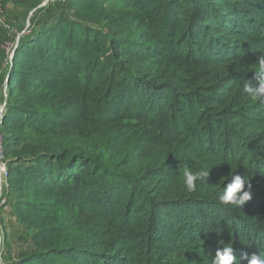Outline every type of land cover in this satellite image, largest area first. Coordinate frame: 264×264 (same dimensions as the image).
Wrapping results in <instances>:
<instances>
[{
  "label": "trees",
  "instance_id": "16d2710c",
  "mask_svg": "<svg viewBox=\"0 0 264 264\" xmlns=\"http://www.w3.org/2000/svg\"><path fill=\"white\" fill-rule=\"evenodd\" d=\"M45 11L7 79L9 195L21 191L32 228L30 250L8 264H212L228 243L247 264L242 254L264 252V104L243 92L258 86L264 0H67ZM185 165L209 169L194 192ZM229 173L250 179L240 208L218 202Z\"/></svg>",
  "mask_w": 264,
  "mask_h": 264
},
{
  "label": "rangeland",
  "instance_id": "374dc122",
  "mask_svg": "<svg viewBox=\"0 0 264 264\" xmlns=\"http://www.w3.org/2000/svg\"><path fill=\"white\" fill-rule=\"evenodd\" d=\"M65 1L67 0H36L34 6H24L13 3L11 0H0V122L7 111L9 100V96L7 97V92L9 93V90H7V79L17 44L25 35L43 22L47 15L45 10L50 3L53 9H57V6L60 7ZM104 7H106L105 4ZM106 10L107 14L112 12L115 16L124 13L117 9L112 10L111 7L106 8ZM9 191L10 182L6 196L8 201L0 204V264H8L11 260L18 259L20 255H23L32 247L31 243L27 242L32 228L24 218L29 215L26 214L28 209L25 208L24 204H17V199L22 198V196L20 197L21 191L19 189L14 190L12 187L10 195ZM31 197L36 203L46 200V197L40 193H37L35 197ZM50 208L55 210L56 206ZM33 211H35L34 208L29 209L30 213ZM60 214L65 215L66 213L60 211ZM39 215H41V212ZM59 221L61 220L58 219L53 224ZM38 222L39 224L44 223L43 220ZM64 223L68 225L67 216L64 219ZM70 229L71 227H68L69 232ZM25 231H28L27 236H24Z\"/></svg>",
  "mask_w": 264,
  "mask_h": 264
},
{
  "label": "clouds",
  "instance_id": "9594fccd",
  "mask_svg": "<svg viewBox=\"0 0 264 264\" xmlns=\"http://www.w3.org/2000/svg\"><path fill=\"white\" fill-rule=\"evenodd\" d=\"M255 79L258 81V86H253L250 83H245L243 92L254 101L264 104V53H260L255 62ZM209 176V169L201 167L197 171H193L189 166L185 165L182 172L183 184L188 192H194L197 188V181L206 183ZM222 178L228 182L218 195V202L222 206H234L240 208L251 199V184L247 176H241L235 173H229V176ZM249 190H245V188ZM223 244V241L220 242ZM241 260L247 261V264H264V252L259 251V254H252L250 257L247 253L242 254ZM212 264H239L234 249L231 243L224 244L221 249H218L215 256L212 257Z\"/></svg>",
  "mask_w": 264,
  "mask_h": 264
},
{
  "label": "built area",
  "instance_id": "2783aa9c",
  "mask_svg": "<svg viewBox=\"0 0 264 264\" xmlns=\"http://www.w3.org/2000/svg\"><path fill=\"white\" fill-rule=\"evenodd\" d=\"M10 63V61H9ZM1 126V122H0ZM9 186V170L4 153V135L0 127V204L6 203Z\"/></svg>",
  "mask_w": 264,
  "mask_h": 264
}]
</instances>
